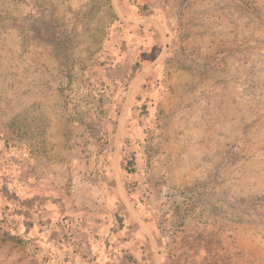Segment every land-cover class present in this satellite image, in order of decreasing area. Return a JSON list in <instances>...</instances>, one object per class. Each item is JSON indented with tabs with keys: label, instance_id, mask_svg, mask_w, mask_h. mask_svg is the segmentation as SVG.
I'll return each instance as SVG.
<instances>
[{
	"label": "rangeland",
	"instance_id": "obj_1",
	"mask_svg": "<svg viewBox=\"0 0 264 264\" xmlns=\"http://www.w3.org/2000/svg\"><path fill=\"white\" fill-rule=\"evenodd\" d=\"M0 264H264V0H0Z\"/></svg>",
	"mask_w": 264,
	"mask_h": 264
}]
</instances>
